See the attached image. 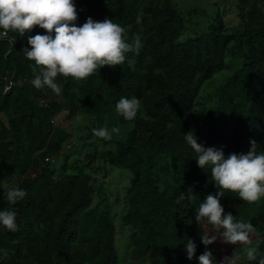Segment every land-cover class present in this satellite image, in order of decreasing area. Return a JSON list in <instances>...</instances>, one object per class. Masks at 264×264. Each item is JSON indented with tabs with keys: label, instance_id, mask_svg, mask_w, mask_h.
Returning a JSON list of instances; mask_svg holds the SVG:
<instances>
[{
	"label": "trees",
	"instance_id": "1",
	"mask_svg": "<svg viewBox=\"0 0 264 264\" xmlns=\"http://www.w3.org/2000/svg\"><path fill=\"white\" fill-rule=\"evenodd\" d=\"M238 1L235 25L218 13L181 41L185 20L171 0H74L77 26L89 17L109 18L126 28L129 43L139 34L142 47L128 53L122 65L105 66L85 80L58 76L59 95L34 87L35 64L23 51L30 47L27 37L46 34L43 29L0 38V210L15 211L18 228L11 232L0 225V264H123L112 201L100 180L114 168L130 173L122 198L115 196L120 225L130 227L124 251L138 264H199L205 251L200 235L220 233L206 220L198 225L196 209L218 189L210 171L197 166L184 134L194 131L198 143L223 148L225 156L247 153L251 141L264 151V0ZM228 55L239 60L238 67L199 108L202 87L227 67ZM133 96L142 106L129 121L116 112V104ZM63 111L91 120L94 129L104 120L132 127L124 139L110 145L103 140L102 150L95 146L88 163L57 170L55 157L71 136L54 125ZM95 160L100 165L86 170ZM16 187L27 195L10 205L4 192ZM220 203L226 214L253 224L252 247L264 255V198L256 208V202L225 192ZM188 238L197 245L191 260ZM245 246L218 238L207 250L219 262L237 247L238 264H258L259 256L247 259Z\"/></svg>",
	"mask_w": 264,
	"mask_h": 264
},
{
	"label": "clouds",
	"instance_id": "2",
	"mask_svg": "<svg viewBox=\"0 0 264 264\" xmlns=\"http://www.w3.org/2000/svg\"><path fill=\"white\" fill-rule=\"evenodd\" d=\"M78 12L74 0H0V29L4 34L17 33L24 37L33 28L39 27L46 34L29 35L27 45L23 51L28 60L34 61L32 68L34 79L31 83L35 88L47 87L57 95L62 92V85L57 83V77H71L81 81L96 74L108 66L116 68L122 65L130 52L138 53L142 47L141 36L136 34L132 42H128L127 30L112 19L94 21L91 17L77 26ZM137 24L141 23V16H137ZM141 101L122 97L116 104V112L125 120H134ZM93 135L104 140H111V133H119L118 127L93 129ZM184 139L196 154L197 166L206 173L210 171L211 181L218 189L215 195L209 194L196 209V223L206 220L212 226L213 234L200 235L205 251L199 255V264H238L241 259L240 251L236 247L231 256H225L217 262L207 246L218 238L228 245H250L251 234L256 229L251 222L237 220L231 213H225L220 203L225 192H232L238 198L249 204L264 198V151H257L255 141H251V148L247 153H230L225 156L223 148L204 147L198 143L194 131L184 134ZM191 190V189H190ZM27 195L21 188H8L4 192V200L15 205ZM184 199L181 195L177 203ZM191 223V222H190ZM0 225L5 229L16 232V213L11 209L0 210ZM222 230V231H221ZM197 245L188 238L185 246L187 258L193 259ZM264 264V255L254 247L246 249L249 261Z\"/></svg>",
	"mask_w": 264,
	"mask_h": 264
},
{
	"label": "rangeland",
	"instance_id": "3",
	"mask_svg": "<svg viewBox=\"0 0 264 264\" xmlns=\"http://www.w3.org/2000/svg\"><path fill=\"white\" fill-rule=\"evenodd\" d=\"M178 11L182 14L185 20L186 30L179 38L183 41L189 36L195 35L196 32L204 29L208 23H210L213 18L219 13L222 15L223 20L230 26L235 25L239 19L237 16V9L239 8L238 0H171ZM195 10V11H194ZM227 67L223 70L217 72L210 80L206 81L204 86L201 89L200 95L203 99H200L204 105L199 106V108H205L207 106L204 102V98L208 93L213 89L214 86L219 84L225 77L230 75L233 70H235L239 65V60L228 55L226 57ZM54 125L63 128L67 133H70V137L65 144L63 154L55 157L54 165L57 170L62 165L64 169H71L74 165L80 164L84 165L88 163L91 159V154L96 146L98 150L104 148L102 138H98L93 135L94 126L91 123V120L86 118L69 117L66 112H61L54 120ZM101 127H107L111 132L112 128L118 127L120 129L119 133H111L112 139L110 144L116 140H122L125 138L128 130L132 127L131 124L124 126L121 125H111L107 121H101L95 128L99 129ZM94 140L88 146H85L91 140ZM87 153V154H86ZM91 165V166H90ZM100 165L99 160L93 161L89 166L85 165L86 170H92L94 167ZM102 168L99 170V176H101ZM130 178V173L127 170H122L118 168L111 169L105 178L100 177L102 180V186L104 191L107 192L110 201H112V211L115 214V223L117 225L116 231V241L119 248V253L124 257L123 264H138L139 260L133 258L130 255V251L126 250L128 242V234L130 227H122L120 225L119 217L120 214V203L116 202V199L122 198V193L124 188L128 184V179ZM115 196L116 199H115ZM260 201L256 202L254 207L258 208ZM246 245L245 247H252Z\"/></svg>",
	"mask_w": 264,
	"mask_h": 264
},
{
	"label": "built area",
	"instance_id": "4",
	"mask_svg": "<svg viewBox=\"0 0 264 264\" xmlns=\"http://www.w3.org/2000/svg\"><path fill=\"white\" fill-rule=\"evenodd\" d=\"M5 36H6V34H4V32L0 30V38H1V37H5ZM8 88H9V86L6 85V86L4 87V90H3V91H6ZM49 159H51V157H46V158H45L46 161H48Z\"/></svg>",
	"mask_w": 264,
	"mask_h": 264
}]
</instances>
